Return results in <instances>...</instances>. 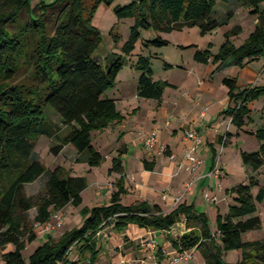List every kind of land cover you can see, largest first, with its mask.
<instances>
[{
  "label": "trees",
  "instance_id": "obj_1",
  "mask_svg": "<svg viewBox=\"0 0 264 264\" xmlns=\"http://www.w3.org/2000/svg\"><path fill=\"white\" fill-rule=\"evenodd\" d=\"M119 1L53 0L33 6L31 0H0V264H95L103 229L122 232L137 224L166 231L182 220L186 230L169 235L178 252L198 249L205 264H264V241L243 239L245 233L263 226L259 204L264 203V126L252 131L259 148L241 151L247 181L229 190L233 203L226 214L218 213L216 231L211 228L208 213L199 211L193 203H180L170 212L146 201L123 204L122 177L109 204L83 207L80 226L65 231L58 240L48 235L28 258L24 256L28 243L37 238L30 226L29 211L36 208V223H47L53 212L81 205V192L88 187L86 177L74 176L61 165L55 169L44 165L35 150L39 137L46 135L54 141L50 148L54 155L71 145L76 162L101 165L106 158L95 147L93 132L123 119L115 98L109 94L124 70V55H133L141 40L144 46H166L170 40L163 34L189 27H198L202 34L213 33L234 15L231 11L226 18H218L217 0ZM237 1L257 18L253 30L236 45L230 36L239 35L242 26H235L216 53L210 47L183 46L197 47L196 61H212L216 70H222L264 58V0ZM102 3L112 7L120 19H133L131 35L122 47L124 55L113 52L102 59L96 56L103 33L92 20ZM143 30L156 36L147 39ZM119 38L114 35L116 45ZM152 57L138 54L134 65L140 71L138 95L161 101L165 88L172 84L155 79ZM164 65L165 69L172 67L167 61ZM223 83L230 99L223 113L242 129L252 122L255 103L264 96V84L242 87L231 76H226ZM230 135L228 132L226 138ZM123 169L119 155L109 173L121 174ZM42 176L46 177L44 193L29 196L27 185ZM9 246L13 249L8 250ZM232 249L242 250L240 262H225V251Z\"/></svg>",
  "mask_w": 264,
  "mask_h": 264
},
{
  "label": "crops",
  "instance_id": "obj_2",
  "mask_svg": "<svg viewBox=\"0 0 264 264\" xmlns=\"http://www.w3.org/2000/svg\"><path fill=\"white\" fill-rule=\"evenodd\" d=\"M256 23L257 18L255 17L252 28L255 27ZM180 46L183 48V46L187 45L181 42ZM211 64L213 65L214 63L210 61L206 65L211 68ZM216 66L214 64L211 68V74L209 73L210 69L207 67L205 73L208 78L200 75L192 76L191 74L188 75V81H185L184 83L186 84L183 85L167 79L172 85L165 88L161 101L140 97L137 89L138 81L136 86L133 85L132 89L129 90V87L127 88L125 85H122L123 80L121 78L117 79L116 87L111 90L109 95L115 98L123 119L111 123L104 130L93 132V136L95 133L100 132H103L102 135L105 136L104 141L101 140V142L96 144L97 140L94 138L93 143L106 158L101 164H105V167L100 170L101 173L105 178L107 176L110 180L116 182V188L110 189L103 184L104 182H101L102 191L95 193V204L92 206L87 205L88 207L109 204L113 192L119 188L118 182L123 177L122 184L123 188H125V192L122 194L123 204L131 205L139 201H146L150 205L158 204L164 212H170L180 203H193L199 211L208 213L211 228L213 231H216L218 213L226 214L233 203V196L229 193V190L236 185V181L231 182V184H225L226 180L230 179V176L224 162L225 171L222 172L220 177L215 176L210 179L206 175L210 172L215 158H218L219 146L224 148L237 146L238 150H236V153L242 160L241 151L245 150V148L238 144L244 135L256 137L252 134V131L255 132L259 128L252 127L256 121L253 113L254 111L261 112V110L254 106L252 122L245 125L244 128L238 129L232 123V117L223 113L230 105L227 86L225 90L227 95L222 100L220 106L214 108V91L210 87V84L207 83V80L213 78L214 72H217L216 74H223L222 82L226 76H231L236 77L238 84L242 87L262 85L264 84V58L255 60L244 67L231 66L226 69L216 70ZM179 67L184 71L188 70L182 64ZM172 68H174V65L167 70H172ZM169 88H172L174 92L168 94ZM131 98L135 100L132 101ZM262 98L264 99V96L259 100ZM259 100L256 101L255 105ZM143 101L147 102V107L149 110L151 109L150 114L145 113ZM167 101L171 103L168 105ZM262 109L264 111V107ZM202 111L206 112L204 117L201 116ZM157 127L164 129L158 140L163 141L169 147V151H172L176 155L174 160L161 154L151 157L147 153L144 140L139 137V133L150 132ZM187 127H195L201 132L203 143L199 149V156L202 157V154L205 156L203 164L197 171L199 179L190 191L185 190V184L188 179L194 176V173L189 170V161L185 158L187 142L182 140L183 129ZM228 132L232 135L226 138ZM161 135H166L167 137L163 140ZM225 141L227 142L226 144ZM257 141L256 149L260 146L258 139ZM131 145L137 148V156L141 161V164L139 163V166L132 172L129 171V161L125 160V156L129 153ZM120 149H122L123 153H120ZM119 155H121L123 160V173L113 172L110 174L109 169L113 166V160ZM242 165L245 167L243 161ZM93 168L90 166L88 170L93 171ZM103 180L105 181L106 179ZM245 181H247L246 167L243 182ZM164 190L168 194L166 198L163 197ZM254 191L256 192L257 189ZM207 192L215 196L216 201L207 200ZM102 193L103 195H101ZM260 209L259 204V211ZM213 221L216 222L215 227L213 226ZM181 226L184 227V230L180 228ZM185 230L186 225L184 220L171 230L166 231L141 228L137 224H131L122 232L114 231L110 227L105 228L99 234V248H101V251L95 264H183L181 263L182 259L176 261L177 255L181 252H178L172 246L169 235H178ZM255 231L257 230L249 231L247 234L258 235L254 233ZM153 235L155 237L158 235L156 241L159 243V253H154L145 244ZM185 253H195L196 257L197 253L201 254L198 249ZM174 254H176V257ZM76 258L77 255L74 256V259ZM86 264H89V262Z\"/></svg>",
  "mask_w": 264,
  "mask_h": 264
},
{
  "label": "rangeland",
  "instance_id": "obj_3",
  "mask_svg": "<svg viewBox=\"0 0 264 264\" xmlns=\"http://www.w3.org/2000/svg\"><path fill=\"white\" fill-rule=\"evenodd\" d=\"M46 1L51 2L53 0H31V3L33 6H36L39 2ZM124 0H120L119 2L123 3ZM130 0H125L126 4ZM234 11L233 17L230 19L229 22L223 24L220 28H218L213 33L208 34H202L200 29L198 27H189L185 28L182 31H174L172 33H165L163 34L164 37L168 38L170 40V43L166 46L158 47V46H144L142 43V40L137 43V47L134 50V54L131 56L124 55L122 47L125 44V42L129 39L131 35V27L133 23L132 18H122L120 19L116 13L114 12L112 7H109L105 5L104 3L100 4V6L96 9L94 13V18L92 20V23L94 26L98 27L102 33H103V42L96 54V56H100L101 59L109 55V53H119L124 55V70L120 73L118 76V80L121 78L123 80V84L127 88L129 87V90L132 89V86H136L138 81V75L140 74V71H138L135 68V63L138 58V54L144 53L146 55H152V67L154 70V77L156 79L161 80H170L172 82H177L180 85L186 84L185 81H188V75L194 76V75H200L205 76V71L207 70V65L198 63L194 59V54L196 52V48H209L212 50V52H218L220 46L224 42L226 38V34L228 32H231L233 28L237 25L242 26V32L239 35L232 34L230 36L231 40L236 44L240 45L242 44L248 35L250 34L251 30L253 29L254 25V19L255 16L251 15L247 8L244 6H241L237 0H217L216 5V15L218 18L223 19L228 16V12ZM114 31V34H111V32ZM143 37L147 39H152L156 35L154 32L149 30H143ZM154 33V34H153ZM118 34L120 36L119 42H116L114 40V35ZM181 42L185 43V45H196L197 47H186L182 48ZM165 61L171 63L174 65V68L172 70L165 69ZM182 64L188 68V70L184 71L179 65ZM214 65V64H213ZM211 64V68L213 67ZM208 67L209 73H212V69ZM217 72H214V77L210 80H207V83L210 84V87L212 88L213 96L215 98L214 108L220 106L222 100H224L225 96L227 95L225 92L226 86L222 82V76L223 74H216ZM210 78V76H209ZM174 91L172 88H169L168 94L173 93ZM184 94H186L184 92ZM137 96V95H136ZM138 97V96H137ZM136 98V97H133ZM132 99L134 101L135 99ZM168 105L169 101H167ZM144 109L146 114L151 113V109L147 107V102L143 101ZM264 99L258 101V103L255 105L256 108H258L260 111H254L253 116L255 117L256 121L254 125H252L253 128H261L264 120ZM214 110V109H213ZM56 120H58L57 117H54ZM161 129V133L164 130L161 127H157ZM157 128H154L150 132L145 133H139V137H141L142 140H145V138L154 130ZM184 130V129H183ZM63 133H66V129L63 131ZM103 132L95 133L94 138L97 140L96 144L98 142H101V140H105V136L102 135ZM160 133V134H161ZM162 139L164 140L167 136L161 135ZM160 137V135H159ZM182 140L185 141L183 134H182ZM186 142V141H185ZM110 143V142H109ZM258 143L257 138L250 136V135H244L241 138V141L239 142V146H242L245 148V150L253 151L256 150V144ZM55 144L54 141L46 136L42 135L39 137L38 142L36 144L35 150L40 155V158L44 165L48 169H55L57 166L61 165L65 167L70 172H73L72 174L74 176H84L87 178L88 187L85 188L81 194L83 197V202L81 205H69L65 207L63 210L58 212H53V216L51 217L50 225L51 230L46 231L45 226L38 225L36 221L34 220L35 215L37 213L36 208H33L29 211V220H30V226L32 228V232L37 236L36 240H34L31 243H28L27 248L24 250V256L28 258L30 254L39 246L40 243L45 240L48 235L52 236L55 240H58L61 235L74 227H78L83 222V217L81 214V209L87 205H93L95 200V193L102 191L101 182H104L106 186H108L110 189H115L116 182L113 180H110L107 176H105L101 173V169L105 167V164L94 167L93 171H89L88 168L90 167L87 163H76V151L71 145H67V147L59 154L54 155L50 148L51 146ZM107 145V144H106ZM165 147V152H160V148ZM237 146H229L227 148H224L222 146L218 147V158L216 160V164L218 165V168L220 169L221 173L219 174V177L222 175V172L225 171L223 162L226 163L227 170L229 172L230 179H227L225 184H231V182L236 181V184L239 182H243L244 175H245V167L242 165V160L240 156L236 153ZM105 153H107L106 150H104ZM166 155L171 158V155L174 154L172 151H169V147L161 140H159V146L156 149L155 155ZM118 155V154H117ZM110 156V155H109ZM152 157V156H151ZM200 158L204 162L205 156ZM223 159V160H222ZM125 160L129 161V171L132 172L135 170L139 163L141 164V161L139 160L137 156V148L134 147V145L130 146L129 153L125 156ZM203 164V163H202ZM201 164V165H202ZM103 179H106L105 181ZM189 180V179H188ZM187 180V181H188ZM186 181V182H187ZM101 186V187H100ZM46 187V177L42 176L37 181L30 183L26 187V192L29 196H36L41 193H44ZM165 192V190H164ZM103 195V193L101 194ZM260 211L259 214L262 217L263 220V226L261 229L255 231V234L252 233L247 234L245 233L243 235V239L245 241L247 240H263L264 241V203L260 204ZM58 213L62 219V224L59 225L57 222V218H55V214ZM213 226H216V222L213 221ZM182 230H184V227L181 226ZM158 235L153 237L145 242L147 247L150 250H153L148 243L152 242L153 240H157ZM157 248L156 252L159 249V243L157 242ZM13 249V246H9L8 250ZM155 252V253H156ZM2 254V250H0V256ZM176 257V254H174ZM173 255V256H174ZM75 256V253L72 254V257ZM178 256V255H177ZM174 258V257H173ZM184 259V260H183ZM182 259L181 263L183 264H205V260L202 257L201 254L197 253V257L194 254H184V258ZM224 260L228 263H238L242 260V250L241 249H232L229 251H225L224 253Z\"/></svg>",
  "mask_w": 264,
  "mask_h": 264
},
{
  "label": "built area",
  "instance_id": "obj_4",
  "mask_svg": "<svg viewBox=\"0 0 264 264\" xmlns=\"http://www.w3.org/2000/svg\"><path fill=\"white\" fill-rule=\"evenodd\" d=\"M205 114H206L205 111L201 112L202 117H204ZM160 133H161V129L157 128L156 130L152 131L144 140L145 149L147 153L151 156L155 154L156 149L159 146L158 139H159ZM183 137L185 141L187 142V150L185 153V158L189 161L188 168L192 173H194V176L191 179H189L185 184V190L190 191L192 190L196 181L199 179V176L197 175V171L199 170V168L201 167V164L203 163V160L199 156V149L201 148L202 143H203V136L201 132L195 127H187V128H184L183 130ZM165 151H166L165 147L160 148V152H165ZM174 157H175V154H172L171 158H174ZM220 173L221 171L218 168V165L216 164L214 169L211 170L209 173H207L206 177L211 179L212 177L219 176ZM167 195H168L167 191H165L163 193V197L166 198ZM206 198L207 200H210V201H216L215 196L211 195L209 192L206 193ZM55 218H57L58 224L61 225L63 221L58 213L55 214ZM40 225L45 226L46 231H50L52 227L50 225V222L40 224ZM148 245L153 249V252L155 253L156 252L155 250L158 245L157 241L153 240L152 242L148 243ZM184 254L185 252L180 253L177 256L176 261L183 259Z\"/></svg>",
  "mask_w": 264,
  "mask_h": 264
}]
</instances>
